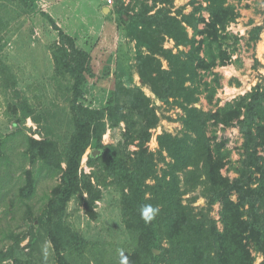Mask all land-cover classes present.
I'll list each match as a JSON object with an SVG mask.
<instances>
[{
	"label": "trees",
	"instance_id": "trees-1",
	"mask_svg": "<svg viewBox=\"0 0 264 264\" xmlns=\"http://www.w3.org/2000/svg\"><path fill=\"white\" fill-rule=\"evenodd\" d=\"M39 1L17 3L21 17L39 15L59 33V42L52 46L53 81L58 95L69 99L65 117L69 137L63 144L50 132L42 139L25 134L22 140L23 157L31 168L22 171L20 199L34 198L40 175L59 179L42 217L30 212L34 233L27 248H35L42 228L53 246L56 264H77L89 243L67 222L69 204L76 200L90 219L97 220V203L103 197L99 186L110 180L121 193L123 220L133 242L132 250L123 253L127 264H256L254 253L262 256L260 264H264V84L223 106L218 100L209 111L194 106L204 94L214 104L222 80L215 70L232 63L238 51L239 39L228 31L239 18L235 7L228 0H191L193 10L186 14L183 8L174 11V0H130L127 4L117 0L109 16H116L118 26L135 42L141 86H128L117 75L106 107L96 110L82 102L89 79L96 77L92 54L41 11ZM4 18L0 10V86L17 97V103H9V111L19 133L28 119L41 125L47 114L20 95L19 82L3 60L2 31L8 25ZM263 31V26L253 29L251 40L259 41ZM167 40L174 42L177 52L165 47ZM208 75H212L210 81ZM144 89L183 112L182 133L159 135L156 153L147 145L160 118ZM122 124L123 140L105 145L108 129ZM220 127L237 128L243 139L239 167L232 169L235 178L223 174L232 162V151L229 139L218 136ZM16 133L0 135V160ZM130 146L137 150L129 151ZM89 149L101 154L94 158L92 152L88 166L104 176L83 171ZM4 161L8 164L9 158ZM199 189V195L190 196ZM199 198L206 202L201 209L194 206ZM144 205L159 208L148 223L141 217ZM216 205L220 206L219 220L211 217ZM9 237L14 244L0 250V264L11 260L25 264L17 252L27 235Z\"/></svg>",
	"mask_w": 264,
	"mask_h": 264
},
{
	"label": "rangeland",
	"instance_id": "rangeland-1",
	"mask_svg": "<svg viewBox=\"0 0 264 264\" xmlns=\"http://www.w3.org/2000/svg\"><path fill=\"white\" fill-rule=\"evenodd\" d=\"M61 1L41 0L38 5L41 11L58 20L59 28L75 38L80 48L92 54L96 77L89 79L82 102L91 109H104L117 75L123 78L128 86L140 87L141 81L135 65L137 52L135 42L127 38L124 29L118 26L116 16L106 18L101 8L104 0ZM113 1L112 10L117 4V0ZM124 1L127 4L130 0ZM190 1L174 0V11L183 8L184 13H191L193 8ZM228 3L234 6L239 14L237 21L228 28L229 33L239 39L238 51L233 55V64L215 70L222 76V80L214 104L210 105L204 94L194 105L205 111L216 108L218 100L220 106H223L250 92L257 84H264V31L259 41L251 40L253 29L264 27V0H228ZM0 10L4 19L8 21V25L2 31L3 60L19 82L17 89L20 95L28 97L33 106L47 114V119L41 125L28 119L21 132L16 133L9 103L13 100L17 103V97H14L12 92L5 93L0 86V135L6 137L16 133V136L8 142V147L4 150L5 155L0 160V250H7L14 244V240L9 236L27 235L21 244L22 249L17 252V257L25 264H56L53 246L45 238L42 228L38 230L41 238L35 244V248H27V245L34 233L30 212L35 218L42 217L48 197L59 183V179L40 175L36 194L28 202L20 199L19 188L24 185L23 169L31 168L23 157L24 135L42 139L50 132L54 138L60 140L61 144L69 137L68 119L65 120L69 113V99L58 95L57 83L53 81L56 66L52 56V46L59 42V33L39 15L30 18L21 17L17 0H0ZM189 32L192 35L190 29ZM233 40H230L229 44L232 45ZM165 47L177 52L171 40L166 41ZM164 66L166 67L165 63ZM206 79L210 81L212 75H208ZM239 82L241 85L237 86ZM144 91L152 99V105L160 118L159 125L151 130L152 139L147 145L151 152L156 153L159 149L157 142L159 135L164 132L173 135L182 133L183 112L176 104L166 105L148 89ZM124 130V124L116 129H108L103 137V143L117 145L123 140ZM217 133L220 138L229 139L228 148L232 151V162L223 174L235 178L237 174L232 169L239 167L243 152L242 136L237 128L220 127ZM136 150V146L129 148L132 152ZM92 152L93 150L89 149L84 156L82 169L87 174L97 171L104 176L98 168L93 169L88 166V156ZM6 156L9 158L8 164L4 161ZM160 166L163 167V164ZM99 187L102 189L103 197L97 203L96 211L99 214L97 220L90 219L76 200H73L68 207L67 222L89 243L82 258L77 257V264H121V252L131 251L133 248V242L123 220L119 189L111 184L110 180H107L106 185ZM194 194L199 195L200 189L190 196ZM194 206L197 209L205 207V199L199 198ZM219 211L220 206L216 205L211 217L219 220ZM37 226L39 227V222ZM219 226L221 227V224ZM254 255L256 264H260L262 256L256 253ZM8 264L14 262L11 260Z\"/></svg>",
	"mask_w": 264,
	"mask_h": 264
},
{
	"label": "clouds",
	"instance_id": "clouds-1",
	"mask_svg": "<svg viewBox=\"0 0 264 264\" xmlns=\"http://www.w3.org/2000/svg\"><path fill=\"white\" fill-rule=\"evenodd\" d=\"M159 208H154L152 205H144L141 208V217L146 223L151 222L155 216L158 214ZM122 262L121 264H127V258L123 256L121 252Z\"/></svg>",
	"mask_w": 264,
	"mask_h": 264
},
{
	"label": "crops",
	"instance_id": "crops-1",
	"mask_svg": "<svg viewBox=\"0 0 264 264\" xmlns=\"http://www.w3.org/2000/svg\"><path fill=\"white\" fill-rule=\"evenodd\" d=\"M61 2H66V1L65 0H62ZM101 8L104 10V14H105L106 18L112 12V6H108L106 0L103 1ZM50 16L56 21L57 25H59L58 20L55 17H53L52 15H50Z\"/></svg>",
	"mask_w": 264,
	"mask_h": 264
},
{
	"label": "water",
	"instance_id": "water-1",
	"mask_svg": "<svg viewBox=\"0 0 264 264\" xmlns=\"http://www.w3.org/2000/svg\"><path fill=\"white\" fill-rule=\"evenodd\" d=\"M100 154H101L100 151H94V152L92 153V155H93L94 158L98 157ZM158 253H159V252H158Z\"/></svg>",
	"mask_w": 264,
	"mask_h": 264
},
{
	"label": "built area",
	"instance_id": "built-area-1",
	"mask_svg": "<svg viewBox=\"0 0 264 264\" xmlns=\"http://www.w3.org/2000/svg\"><path fill=\"white\" fill-rule=\"evenodd\" d=\"M107 1V5L108 6H112L114 4V1L113 0H106Z\"/></svg>",
	"mask_w": 264,
	"mask_h": 264
}]
</instances>
